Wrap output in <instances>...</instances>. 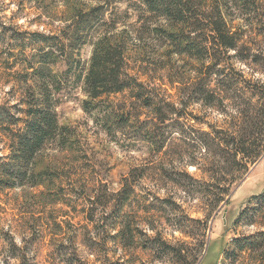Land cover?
Masks as SVG:
<instances>
[{"label": "trees", "instance_id": "obj_1", "mask_svg": "<svg viewBox=\"0 0 264 264\" xmlns=\"http://www.w3.org/2000/svg\"><path fill=\"white\" fill-rule=\"evenodd\" d=\"M73 1L69 18L54 31L22 29L0 5V73L11 84L9 98L0 103V147L7 150L0 154V194L53 178L48 168H38V160L47 147H71L75 132L60 123L57 108L69 85L79 84L82 111L112 141L145 148L150 158L130 167L118 189L107 180L92 184L75 177L69 178L73 197L63 200L65 194L52 192L67 206L81 198L87 207L79 226L54 221L46 261L131 264L132 251L141 248L155 258L196 264L205 249L207 220L264 151L263 88L232 63L264 60V41L258 44L256 37L258 27L264 33V0ZM86 45L90 55L82 60ZM164 78L176 90L174 99L162 88ZM117 94L125 95L110 99ZM198 105L200 115L192 108ZM212 111L223 117L218 127L207 119ZM189 166L205 179L195 178ZM155 178L191 199L205 198V218L180 215L174 195L141 191ZM160 218L172 233L189 237L192 231L184 228L193 224L200 235L195 248L186 241L171 245L156 227ZM235 222L256 230L232 238L221 250L224 260L245 255L252 264H264V191L248 200ZM140 236L146 242L139 243ZM32 244L10 240L0 263L37 264Z\"/></svg>", "mask_w": 264, "mask_h": 264}, {"label": "rangeland", "instance_id": "obj_2", "mask_svg": "<svg viewBox=\"0 0 264 264\" xmlns=\"http://www.w3.org/2000/svg\"><path fill=\"white\" fill-rule=\"evenodd\" d=\"M44 2L42 4V2L39 3L35 0L31 2L28 0H1L0 5L4 9V15L8 19L11 17L10 20L21 26L22 29L54 31L69 18L74 1L50 3V0H45ZM261 29V27L256 29V37L258 44L262 43L261 45H263L264 33L260 32ZM90 50L91 48L87 45L81 49L80 57L82 60L89 58ZM232 63L236 70L242 72L245 79L260 81L263 88L260 92L264 93V60H257L250 65L238 60H234ZM141 79L146 80L145 76H141ZM161 82L167 83V80L164 78ZM168 84L162 88L167 95L174 99L176 90L173 88L174 86ZM10 85L5 80V76L0 73V103L9 98L6 92ZM209 87H214V78L210 81ZM256 90L259 91V89ZM124 95H112L110 99L118 101ZM83 97L79 84L74 87L69 85L64 99L57 108L60 123L71 127L75 136L71 147H68L67 150L66 148L58 150V148L47 147L41 154L38 160V168H48L47 171L53 173V178L36 187H19L0 194V261H2V257L6 256L10 240H13L17 246H22L23 241L31 240L34 242L32 245L37 264H49L46 261V254L53 238L51 225L57 221L64 226V220H69V223L72 222L75 226H79L85 223L82 211L87 207L86 202L81 198H77L72 206H67L60 201V198L55 200L52 192L58 191L65 194L66 198H61L63 200L68 199L67 197H73L70 194L72 192L69 191L70 185H72L69 178L75 179V177H81L80 180L83 182L92 184L98 183L100 180H107L110 188L118 189L120 180L127 174L130 167L139 165L150 158L145 148L136 150L112 141L103 129L82 111L80 100ZM192 108L194 113L201 114L199 105ZM208 115L207 119L212 125L217 127L221 125V121L217 120L223 118L222 116L215 111L209 112ZM196 125L208 129L206 125ZM0 146H3L1 142ZM1 147L0 154H5L7 150ZM174 165L177 164L174 163ZM187 171L195 178L205 179L195 167L189 166ZM140 189L141 191H151L160 197L167 194L174 195L177 203L181 206L182 212L179 214L184 217L204 219L209 210L206 207L205 198L200 197L201 200L191 199L164 179L148 180ZM263 191L264 151L249 167L246 174L232 186L225 201L207 220L205 249L196 264H252L245 255L243 258L236 255L224 260L221 250L228 247L232 238L256 230L255 226H246L235 221L240 210L247 205L248 200ZM78 193L81 195L80 190L76 195ZM138 225L141 230L147 231L146 224L138 222ZM189 225L184 229L185 231H192L190 237L178 231L172 233L173 229L166 218H160L156 222V227L163 230L164 236L171 245L176 246L179 245V241H186L187 246L194 249L200 235L194 227L191 228L193 224L190 223ZM141 242H146L143 236L139 238V243ZM80 249L83 251L84 258L89 261L93 259L83 248ZM131 255V264H179L176 258L173 259L170 256L155 258L151 256V253L141 248H135ZM234 257L236 258L234 259ZM16 263L15 260H9V264Z\"/></svg>", "mask_w": 264, "mask_h": 264}]
</instances>
